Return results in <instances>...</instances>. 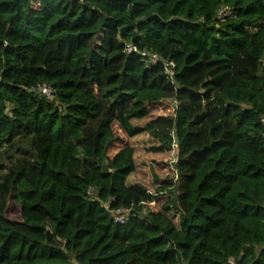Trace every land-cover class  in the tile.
<instances>
[{
    "label": "trees",
    "instance_id": "trees-1",
    "mask_svg": "<svg viewBox=\"0 0 264 264\" xmlns=\"http://www.w3.org/2000/svg\"><path fill=\"white\" fill-rule=\"evenodd\" d=\"M263 120L264 0H0V264H264Z\"/></svg>",
    "mask_w": 264,
    "mask_h": 264
},
{
    "label": "rangeland",
    "instance_id": "rangeland-1",
    "mask_svg": "<svg viewBox=\"0 0 264 264\" xmlns=\"http://www.w3.org/2000/svg\"><path fill=\"white\" fill-rule=\"evenodd\" d=\"M223 15H227V12H224ZM173 107L174 105L171 102H166L164 105H157L150 118L155 119L161 116H172ZM136 124L143 127L146 123L139 122ZM158 145L159 142L146 134L132 141V146L135 149L136 170L134 175L128 179V183L131 185L141 184L152 194H156L157 189L162 183L176 182L178 179L175 170V162L177 160L176 146L174 145L172 147L171 152L153 156L149 149ZM7 164L8 161L5 158L0 159V165ZM170 217L177 222L176 217L172 215Z\"/></svg>",
    "mask_w": 264,
    "mask_h": 264
},
{
    "label": "built area",
    "instance_id": "built-area-1",
    "mask_svg": "<svg viewBox=\"0 0 264 264\" xmlns=\"http://www.w3.org/2000/svg\"><path fill=\"white\" fill-rule=\"evenodd\" d=\"M72 1H74V0H72ZM224 12H227V15H223ZM230 15H231V10L222 9L218 13V19L220 21H223L225 17L230 16ZM126 52L128 54L138 53L137 50L131 45H128L126 47ZM138 54L143 58V60L146 62L148 67L156 66V65H158L160 63V58L156 54H152V53L147 52V51L142 52V53H138ZM164 66L166 68V74L168 76H170L169 69L170 68H174V65L172 63L171 64L170 63H164ZM39 92L42 93L43 95L47 96V97H50L51 94H52V91L50 90V88H48L46 86L39 87ZM263 122H264V120H263ZM89 194L90 195L92 194L91 190L89 191ZM118 215H121V216H118ZM116 218H117L116 222L119 223V224H125L128 221L127 214H125V216H123L121 212H117V217ZM230 263L231 264H235L233 260H230Z\"/></svg>",
    "mask_w": 264,
    "mask_h": 264
},
{
    "label": "clouds",
    "instance_id": "clouds-1",
    "mask_svg": "<svg viewBox=\"0 0 264 264\" xmlns=\"http://www.w3.org/2000/svg\"><path fill=\"white\" fill-rule=\"evenodd\" d=\"M122 215H125V214H122ZM119 224V223H118ZM126 224V223H125Z\"/></svg>",
    "mask_w": 264,
    "mask_h": 264
}]
</instances>
